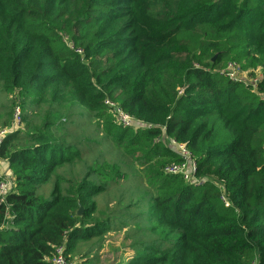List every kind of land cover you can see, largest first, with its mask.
Masks as SVG:
<instances>
[{
    "label": "trees",
    "instance_id": "16d2710c",
    "mask_svg": "<svg viewBox=\"0 0 264 264\" xmlns=\"http://www.w3.org/2000/svg\"><path fill=\"white\" fill-rule=\"evenodd\" d=\"M0 92V264H264V0H0Z\"/></svg>",
    "mask_w": 264,
    "mask_h": 264
},
{
    "label": "built area",
    "instance_id": "2783aa9c",
    "mask_svg": "<svg viewBox=\"0 0 264 264\" xmlns=\"http://www.w3.org/2000/svg\"><path fill=\"white\" fill-rule=\"evenodd\" d=\"M76 51L81 52L80 49ZM235 64L230 63L228 65L227 73L233 78L235 75ZM105 103L110 108L111 113L113 114L114 119L118 124L124 127L133 126V118L125 112L118 104L107 99ZM19 110L18 108L15 111L14 117L9 127L0 129V142L6 134L11 131L15 126H17L20 122ZM178 150L182 155L183 161L181 164H172L165 167V170L170 173H180L185 180H194L198 183L200 181L193 178V174L196 171L195 161L192 155L188 152L184 145H178ZM10 187V176L5 170V165L2 163V159L0 157V195H4L6 191ZM52 264H78L75 261L68 260L63 253V249L61 247L56 249V255L53 259Z\"/></svg>",
    "mask_w": 264,
    "mask_h": 264
},
{
    "label": "rangeland",
    "instance_id": "374dc122",
    "mask_svg": "<svg viewBox=\"0 0 264 264\" xmlns=\"http://www.w3.org/2000/svg\"><path fill=\"white\" fill-rule=\"evenodd\" d=\"M1 95V92H0V129L1 128V123L2 121H4L6 118H9L10 115H9V112H10V103H11V97L10 96H2ZM13 119V117H12ZM12 119L10 121V124L12 122ZM82 122L80 123H75V124H69L68 128L70 130H72L73 128H75V133H78L79 131H81L83 129V131L86 130L87 134L92 132L91 129H92V125L93 123L92 122H89V120H83L81 119ZM88 123V124H86ZM82 131V132H83ZM82 137V136H81ZM93 146V144L90 145L89 148H86L84 149L83 153H82V159L83 161H87V162H91V160H93L94 158H96V150L99 149L100 152H104L105 154L107 155H112V159L114 160V158L116 160H119L122 156L121 152H118L117 149L113 146V145H110L106 142H103V143H100V144H96L93 146V149H91ZM131 167V164L129 161H126V164L124 165V169L125 170H129ZM84 168V165L82 163H78L77 165L74 164V166L72 167V171L75 172V173H80ZM132 169L133 170H139V166L137 164H132ZM130 181L129 182H125L124 183V186L127 188L128 185H129ZM123 185L122 182H119V184L117 186H112L110 188V190L108 192H111V193H116V189H119L121 186ZM51 188V183H48L44 186L43 190L45 191L46 194H48L49 190ZM101 198H104L106 199L105 202H111L113 200L112 196L110 194H104L102 195L101 197L98 198L99 200V207H103L104 203L105 202H101ZM105 250L107 251L106 254H104L103 256V259L101 261L100 264H116V262H118L119 258H120V255L118 256V251H119V248H116V244H111L108 246V248L104 247ZM103 250V249H102ZM118 264V263H117Z\"/></svg>",
    "mask_w": 264,
    "mask_h": 264
},
{
    "label": "water",
    "instance_id": "95a60500",
    "mask_svg": "<svg viewBox=\"0 0 264 264\" xmlns=\"http://www.w3.org/2000/svg\"><path fill=\"white\" fill-rule=\"evenodd\" d=\"M82 211H83V207H82V205H80L79 208L76 211V214L80 215Z\"/></svg>",
    "mask_w": 264,
    "mask_h": 264
}]
</instances>
